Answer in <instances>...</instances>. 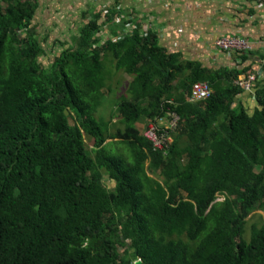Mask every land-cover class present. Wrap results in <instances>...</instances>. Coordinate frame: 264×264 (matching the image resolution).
<instances>
[{
	"label": "trees",
	"instance_id": "obj_1",
	"mask_svg": "<svg viewBox=\"0 0 264 264\" xmlns=\"http://www.w3.org/2000/svg\"><path fill=\"white\" fill-rule=\"evenodd\" d=\"M39 2L0 0V264H264V223L249 224L264 210V64L260 78L249 52L240 69L214 71L168 54L154 31L120 38L115 3L45 66ZM106 58L131 77L115 132L96 117ZM252 74L250 115L234 105ZM199 82L214 92L193 104ZM170 114L165 152L137 124Z\"/></svg>",
	"mask_w": 264,
	"mask_h": 264
},
{
	"label": "crops",
	"instance_id": "obj_2",
	"mask_svg": "<svg viewBox=\"0 0 264 264\" xmlns=\"http://www.w3.org/2000/svg\"><path fill=\"white\" fill-rule=\"evenodd\" d=\"M39 3L37 20L41 18L48 25L57 22L70 25L73 23L71 19L74 15L84 18L86 14V19L90 21L97 15L103 14L104 16V13L117 3L119 7L116 10L119 18L115 21L116 24H130L131 34L136 32L137 27H140L141 35L154 31L159 37L161 47L168 54L179 55L182 60L198 62L204 68L214 71L240 69L243 66L238 59V54L221 51L216 46L220 38L243 39L251 44L250 61L255 64L254 67L260 78L263 76L261 65L264 64V0H40ZM76 25L73 24L72 34L69 33L67 37L52 36L50 47H54L58 42L71 44L75 35L73 32H76ZM104 35L103 44L107 40L113 39L111 36ZM116 35L122 38L124 31L119 30ZM48 51L52 53V48ZM60 52H55L54 56ZM105 65L107 69L113 70V80L108 82V88L106 87L104 90V97L96 117L111 122L115 132L122 126L118 104L122 97H129L127 89L131 77L123 70H115L114 63L110 58H106ZM244 78L243 75L240 79ZM125 81L126 83H124ZM121 84L123 88L127 86V89H121L122 92L114 103L115 107L110 110V103L106 99L120 89ZM236 107H242L250 115L260 109L254 90H245L242 95L238 96L234 105V108ZM107 111L108 116H102ZM164 120L168 121V119ZM147 122L148 120L143 118L137 124V129L143 132L149 123ZM91 141L93 143L92 139ZM107 143L110 152L127 153L124 146L110 147L111 140ZM110 182L115 187V183ZM251 219L253 222L250 221ZM251 219L249 220L250 225L256 222L262 225L264 210L256 211Z\"/></svg>",
	"mask_w": 264,
	"mask_h": 264
},
{
	"label": "built area",
	"instance_id": "obj_3",
	"mask_svg": "<svg viewBox=\"0 0 264 264\" xmlns=\"http://www.w3.org/2000/svg\"><path fill=\"white\" fill-rule=\"evenodd\" d=\"M106 14H108V11L104 13V15ZM129 26L130 24L126 26L123 37H125V35H131V33H128L127 31ZM216 46L219 50L230 54H245L252 50V46L248 41L235 37L220 38L217 41ZM257 82L258 78L256 75L252 74L248 77L245 76L244 79H240L238 84L243 86L244 89L248 91L253 90ZM213 92V87L209 82L196 83L193 85L190 101L192 103H199L209 100L212 97ZM169 117L170 119H168V124L160 123L161 120H164L161 119L158 125L150 124L143 133L147 139L154 143L156 149L165 152H167V149L172 142L171 131L176 128L179 121V117L176 114H170Z\"/></svg>",
	"mask_w": 264,
	"mask_h": 264
},
{
	"label": "rangeland",
	"instance_id": "obj_4",
	"mask_svg": "<svg viewBox=\"0 0 264 264\" xmlns=\"http://www.w3.org/2000/svg\"><path fill=\"white\" fill-rule=\"evenodd\" d=\"M67 10H70V9H67ZM71 20H73V23L70 25L66 24V23H58V22L56 24H49L48 25L46 22H43L41 20V18H38V20H37V35H38V38L40 39V41L43 42V46L47 50H50L52 48V53H53V47H50L52 45V44H50L51 43L50 38L52 36H56V37L66 36L67 37L69 33L72 34L71 31L73 29V24H77L76 27L78 28V27H80V22H81V24H86L88 22V19L84 20L83 17L79 18V15H74ZM63 21H66V20H63ZM77 28L75 29L76 32H77ZM103 31H104L103 33L105 34L104 36H106V37L111 36L110 30L108 28H105ZM127 31H128V33L132 32L131 28H128ZM73 33H75V32H73ZM145 35H147V33L144 34L143 36H145ZM55 51L58 53L59 52L58 48H55ZM52 53H49L47 55L48 56L47 59H41V61L44 63L45 66H47L49 64L50 60L54 58V56H52ZM124 83H126V81ZM126 87L123 88V85H122V87L120 89L116 90L113 95L111 94L109 96V98H108L109 100L106 99V101L110 103V110L113 107H115L114 103L116 102L118 96H120V94L122 92L121 89L123 88V90H126L127 89ZM108 114L109 113L107 111L104 115H102V114L101 115L102 116H108ZM161 123L162 124H168V121H165V120L162 121L161 120ZM85 141H86L88 148L91 149L93 147V143H92L91 139L86 137ZM104 183L107 187L110 188V190H113L114 185H112V183L109 181L107 176L104 179ZM245 238L249 241L250 234L247 233Z\"/></svg>",
	"mask_w": 264,
	"mask_h": 264
},
{
	"label": "water",
	"instance_id": "obj_5",
	"mask_svg": "<svg viewBox=\"0 0 264 264\" xmlns=\"http://www.w3.org/2000/svg\"><path fill=\"white\" fill-rule=\"evenodd\" d=\"M65 114H66V116H69V113L68 112H66ZM135 264H142V262L141 261H138Z\"/></svg>",
	"mask_w": 264,
	"mask_h": 264
}]
</instances>
